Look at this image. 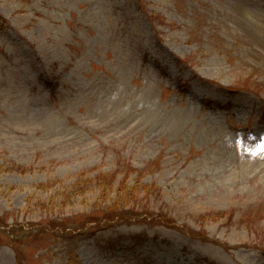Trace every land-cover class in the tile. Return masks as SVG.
Instances as JSON below:
<instances>
[{
    "label": "rangeland",
    "instance_id": "obj_1",
    "mask_svg": "<svg viewBox=\"0 0 264 264\" xmlns=\"http://www.w3.org/2000/svg\"><path fill=\"white\" fill-rule=\"evenodd\" d=\"M0 264H264V0H0Z\"/></svg>",
    "mask_w": 264,
    "mask_h": 264
},
{
    "label": "trees",
    "instance_id": "obj_2",
    "mask_svg": "<svg viewBox=\"0 0 264 264\" xmlns=\"http://www.w3.org/2000/svg\"><path fill=\"white\" fill-rule=\"evenodd\" d=\"M139 186V185H138ZM137 185H134V186H131V187H128L124 184H122V186L120 187H116L114 188L113 186L110 188L109 190V194L111 193H115V195L112 197L113 199L116 198L117 200V197L119 195H123L122 197V201H121V205H129L133 199H135L137 197V190L139 189ZM127 188V189H126ZM128 190V191H126ZM116 193H117V196H116Z\"/></svg>",
    "mask_w": 264,
    "mask_h": 264
}]
</instances>
